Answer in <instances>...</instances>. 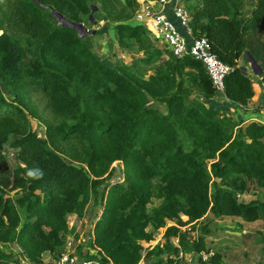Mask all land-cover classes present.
Masks as SVG:
<instances>
[{"label":"trees","instance_id":"obj_1","mask_svg":"<svg viewBox=\"0 0 264 264\" xmlns=\"http://www.w3.org/2000/svg\"><path fill=\"white\" fill-rule=\"evenodd\" d=\"M183 5L190 35L206 38L230 68L224 97L248 105L254 91L241 61L248 63V54L264 78V0ZM138 7V0H0V241L20 246L31 262H39L42 251L60 252L66 234L77 236L67 215H83L100 195L102 181L90 175H103L113 161L125 163V177L109 186L111 195L88 241L93 251L78 246L86 260L166 264L172 259L162 254L176 253V237L187 253L210 251L205 238L211 231L200 224L208 213L264 220V124L240 125L228 111L210 107L217 92L203 64L158 48L134 20ZM52 12L88 28L94 25L90 14L96 23L111 25L118 48L132 51L136 63L152 72L131 77L108 64L92 51L87 36L59 25ZM29 86L41 89L53 114L68 122L48 129L50 141L70 144L72 157H80L88 170L66 162L29 129L18 106L25 105ZM150 99L165 111L147 108ZM13 133L21 137L11 142ZM5 143L18 149L23 167L9 172L1 152ZM10 183L19 188L12 198L6 191ZM243 192H260L262 199L241 203L237 194ZM168 221L175 224L166 227L163 245L144 248ZM191 222L201 225L193 241L178 227ZM20 263L13 252L0 250V264ZM203 263L220 264V251ZM247 264H264V256Z\"/></svg>","mask_w":264,"mask_h":264},{"label":"rangeland","instance_id":"obj_2","mask_svg":"<svg viewBox=\"0 0 264 264\" xmlns=\"http://www.w3.org/2000/svg\"><path fill=\"white\" fill-rule=\"evenodd\" d=\"M97 1L91 0V3ZM108 27L109 29H112V26L106 25L104 21L97 22L91 26L92 29L96 30L95 34H87L92 51L98 56V58L117 67L119 70L126 72L131 77H133V75H140L141 78L147 77L152 71L147 68H141V66L134 60L136 55L132 51L120 50L118 46L115 45L114 36L111 35L109 38L106 33H99V30ZM86 28L91 29L88 27ZM157 47L164 49L166 45L161 40H157ZM244 63L248 75L252 80H262L261 77L255 76V74L252 73L248 63ZM24 99L25 105L18 103V106L22 109L28 119L29 129L36 134L37 138L46 139L54 152L66 162L75 166L85 167V169L88 170L80 157H72V152L75 148H72L70 144L52 143L50 141L47 135L48 129H54L57 126L62 125V123L68 122L53 114L50 107L47 105V97L42 90L35 86H29ZM146 107L164 110L163 104L157 103L151 99L148 100ZM19 137H21L20 134L13 133L9 136V141L12 142ZM1 152L5 157L9 172H12L17 165L24 166L22 161L17 157V148L5 143ZM90 176L102 181L99 188L100 195L98 194L97 197L91 198L90 202L86 205L82 216H78L76 213L67 215L66 222L68 228H74V232L77 236L73 233L66 234L60 252H56V255H52L47 250L42 251L39 256V262H31L22 255L23 253L20 246L15 244L3 243L0 241V250L2 252H13L15 257L22 262L20 264H51L57 257H59L60 253L65 250L66 246L75 256L79 255L78 246H81L83 252L93 251L89 249L88 241L89 238L94 235L95 221L99 218L103 205L108 200L107 196L111 195L109 186L116 182L120 183L123 181L125 177V163L122 161H113L103 175ZM6 178H10V175L7 174ZM6 191L7 196L12 198L19 192V188H13L10 183ZM259 199H262V194L260 192H243L237 194V200L241 203H249ZM158 202V200H154L153 205H157ZM182 220L185 221L186 218L182 216ZM204 223L208 224V228L211 231V234L205 238V247L209 248L210 251L208 252L207 250L202 249L199 253H187L188 255L198 256L199 254L200 257L204 254L209 256L213 254V251L219 250L221 255L220 264H247L260 260L264 256V220L256 219L249 221L234 216L214 217L211 213H208L207 216L202 219L200 224ZM174 224V221H168L164 228L158 229L153 234L152 240L143 242V247L146 249H152L157 244L162 246L165 241L164 233L166 227ZM200 224L191 222L185 226L178 227L181 232H184L187 235V238H189L190 241H193L197 239L199 226H201ZM67 243H69V245H67ZM173 256L174 254L172 252H165L162 254L164 260L167 258L172 259Z\"/></svg>","mask_w":264,"mask_h":264},{"label":"built area","instance_id":"obj_3","mask_svg":"<svg viewBox=\"0 0 264 264\" xmlns=\"http://www.w3.org/2000/svg\"><path fill=\"white\" fill-rule=\"evenodd\" d=\"M184 0H157L151 2L148 0H138V10L134 15V20L142 24L149 35L156 40H161L165 43L168 50L175 58L181 59L185 56L200 61L203 64L212 86L217 93L224 92V78L230 71V68L220 61L215 54L211 52L210 44L206 38H193L190 35L188 28L189 16L183 5ZM157 4L158 8L154 9L153 5ZM171 6L174 15L179 20L180 24L185 28L187 33L192 37V41L187 43L184 36L178 28L168 19L164 9ZM172 242L177 247L176 253L170 263L166 264H204L208 255L202 254L199 257L188 255L182 250L179 245V238H173ZM69 245V243H67ZM51 264H99L96 261L86 260L82 257L75 256L66 246Z\"/></svg>","mask_w":264,"mask_h":264},{"label":"crops","instance_id":"obj_4","mask_svg":"<svg viewBox=\"0 0 264 264\" xmlns=\"http://www.w3.org/2000/svg\"><path fill=\"white\" fill-rule=\"evenodd\" d=\"M251 1L253 2V0ZM152 5L154 9L158 8L157 4L152 3ZM164 12L168 17V19L178 28V30L184 36L186 42L190 43L192 41V37L180 24L179 20L176 18V16L173 13L171 6H167L164 9ZM99 31L103 32L104 34L106 33L107 36H109V38L111 35L113 36L112 29L111 28L109 29V27L105 29L102 28ZM241 64L245 65L244 62L242 63V61ZM250 79L252 80L251 77ZM252 87H253L254 95L251 98L248 105L244 107H239L234 105L224 97L223 93H217L214 97L208 100L207 104L210 107L219 108L228 111L229 114L232 116V118L240 125H245L250 121H257L259 123L264 124V81L252 80Z\"/></svg>","mask_w":264,"mask_h":264},{"label":"water","instance_id":"obj_5","mask_svg":"<svg viewBox=\"0 0 264 264\" xmlns=\"http://www.w3.org/2000/svg\"><path fill=\"white\" fill-rule=\"evenodd\" d=\"M34 1H38V0H34ZM91 7H92V11L97 9V7L95 5H93V4H91ZM52 15L57 20L59 25L69 26V27L73 28L78 33L79 37L86 38L88 33L95 34V32H96V30H94V29H87L81 23H74V22H71V21L65 19L59 13L52 12ZM89 20L93 24H96V21L93 20L91 14L89 15ZM247 59H248V64L250 66V69H251L252 73L257 75V76H260L261 70H260L259 66L256 64V62L248 54H247ZM261 79H262V81H264V78H261Z\"/></svg>","mask_w":264,"mask_h":264}]
</instances>
